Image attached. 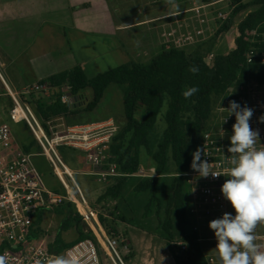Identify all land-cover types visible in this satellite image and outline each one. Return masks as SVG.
<instances>
[{
    "label": "trees",
    "instance_id": "obj_1",
    "mask_svg": "<svg viewBox=\"0 0 264 264\" xmlns=\"http://www.w3.org/2000/svg\"><path fill=\"white\" fill-rule=\"evenodd\" d=\"M218 1L220 0H201L204 4ZM230 2L233 6L231 16L220 25L216 35L229 31L239 13L250 7L254 9L237 25L235 48L228 54L215 56L211 64H207L199 53L188 54L173 43L163 44L158 53L146 63H125L93 77H89L81 65L51 75L40 82L48 86L50 96L34 92L29 95L30 100H27L30 105H35L45 124L54 118L70 119L83 111H94L111 85L119 87L126 122L113 136L110 153L114 157L111 161L116 163L118 171L130 176L115 177L113 184L107 186L98 201L113 200L121 195L129 178L134 177L140 170L143 153L153 161L155 174L151 178L140 180L134 191L137 195L149 193L147 212L154 207L159 211L160 177L175 174L166 195L168 216L164 222L167 245L175 264H207L201 246L196 241V234L190 230L188 232L191 228L187 212L188 188L181 174L190 168L192 154L200 147L202 134L211 128L214 110L226 98L229 89L238 91L240 87L252 83L264 87V0ZM254 29L257 32L252 35ZM192 65L198 67V73L189 71ZM65 86L70 88L71 97L68 103L61 101L60 90ZM191 87H198L199 91L185 99L182 92ZM85 90H90L92 97L86 107L80 109L75 106L76 98L79 99L81 92ZM160 117L164 124L162 131H159L158 124ZM33 148L31 143L24 150L32 152ZM56 212L63 219L53 243L49 246L51 252L61 253L78 241L93 238L91 233L80 230L77 239L65 242L63 230H68L81 219L71 204L57 208ZM171 214L177 220L179 232L183 235L182 242L188 244L186 251L173 245V234L170 232L173 227ZM99 217L105 225L101 213ZM41 219L40 214L37 221L39 225ZM76 226L80 228L79 223ZM108 229L110 233L112 230L116 232L115 228Z\"/></svg>",
    "mask_w": 264,
    "mask_h": 264
},
{
    "label": "built area",
    "instance_id": "obj_2",
    "mask_svg": "<svg viewBox=\"0 0 264 264\" xmlns=\"http://www.w3.org/2000/svg\"><path fill=\"white\" fill-rule=\"evenodd\" d=\"M264 63V62H263ZM253 87H261L252 84ZM250 86L240 87L238 91L244 93L235 95L234 89H229L226 98L220 102L214 110L211 128L201 136L200 147L204 148L206 156L203 160L210 162L217 171H225L229 166L227 151L230 146L229 137L232 134V125L235 116H228V112L221 107L227 108L230 100L236 101L242 107L246 104L254 110L250 120L253 129H258L260 141L264 144V123L258 118L264 115V104L255 102L245 90ZM70 88H61V101L68 103ZM34 92H42L46 97L50 96L47 85L36 83L23 91V95ZM20 93L9 92L13 106L9 111V118L14 123L24 122L32 133L34 140L42 154L47 158L53 168L55 176L60 181L64 192L51 191L45 188L41 175L39 174L33 157L35 154L26 152L24 148L15 149L16 140L5 122L0 123V264H53L58 256L74 260L75 264H105L101 258L104 253L107 264H127L118 250V240L115 236L106 234L99 217V210L90 205L85 199L79 185L74 179V173L63 162L57 149L62 146L72 145L70 142L74 137L70 131L78 129L90 130L94 126H108L107 136L97 142L89 141L90 135L82 136L84 144H80L87 161L96 168L95 171L86 173L97 178L98 182H105L110 178L130 176L120 173L116 163L112 162L110 144L116 132V127L110 126L111 122L81 125L69 127L67 134H59L53 121L43 124L33 113L28 104L24 103ZM227 117V122L223 119ZM91 133V132H90ZM83 145V146H82ZM65 177L71 182L76 195L65 181ZM181 176L187 185V212L191 224V231L197 236V243L207 242L211 245L213 253L210 258L205 259L207 264H218L214 250L216 239L210 230V236L201 235V228H208L209 222L219 218L223 213H234V209L227 202L220 191L221 185L227 179L225 176L219 178L199 177L197 172L190 168ZM71 204L74 212L80 216L81 222L89 226V232L93 238L78 241L74 245L65 248L61 253L51 252L50 244L42 238L41 225L37 223L38 216L53 211L55 208ZM88 232V233H89ZM99 233L103 236V242L99 239ZM35 235V237H34ZM258 243H264V224L258 225L255 230ZM95 237V238H94ZM182 251L188 249L186 242H179Z\"/></svg>",
    "mask_w": 264,
    "mask_h": 264
},
{
    "label": "rangeland",
    "instance_id": "obj_3",
    "mask_svg": "<svg viewBox=\"0 0 264 264\" xmlns=\"http://www.w3.org/2000/svg\"><path fill=\"white\" fill-rule=\"evenodd\" d=\"M250 1L251 0H242L243 3H248ZM196 3L197 5L202 4L200 0H196ZM253 9L254 7H250L249 9L239 13L233 22L235 27L236 24H239V21ZM208 10V13L202 14L199 8L195 9L194 14L196 15V22L193 24L185 18L181 22H174L175 20L169 21L168 31L164 34L163 32H160L159 21L153 23L157 26H154L153 29L148 31V33L145 31L146 35H144V33L139 35L142 39V43H140L141 47L136 49V53L130 57L132 60L130 62L146 63L158 53L161 45L173 43L178 48L185 50L188 54H201L204 61L207 64H211L215 56L223 54L226 50H228L227 48L222 52L215 51L213 49V43H215V34L220 25L230 18L233 6H231L230 0H225L214 7H210ZM205 15H207V17ZM143 17V13L140 14L136 11L132 15H128V19L125 21L129 23V21H134ZM256 32L257 30L254 29L251 34L255 35ZM228 33L230 36V42L232 43L235 32L230 30ZM90 55L93 56L94 54H89V56ZM123 55L124 54L122 52L119 56H117V58H112V63H110L109 60L100 61V59L94 60L90 58L86 64L83 65L84 70L89 77H93L98 73L104 72L110 67H113V65L119 66L120 64L129 63L125 62L126 60ZM121 59H124L123 62L120 61ZM262 60L264 62V52L262 53ZM252 84H248L251 88L245 90V92H247L246 96L248 95L255 102L264 104V87H253L251 86ZM0 91H3L1 83ZM241 93H244V91H238L235 95ZM29 95L30 94H19V97L24 103L29 105L36 117L44 123L36 111L35 105H30L27 102V100H30ZM91 97L92 92L90 90L81 92L75 106L80 109L85 108L91 100ZM8 108H12V101H9ZM0 121V123L5 122L9 125L14 137H16L21 144L30 145L33 143L34 148L32 153L35 154L33 161L39 174L41 175L45 188L51 191H59L63 193L64 189L60 181L55 176L53 168L47 158L42 154V150L37 145L27 125L24 122L14 123L9 117L6 119L4 116L0 119ZM49 121H53L54 126H56V131L59 132V134H67L69 127H75V125H85L86 122L99 121L89 123L96 125L110 121V126L116 127V134L126 122L123 114L122 93L118 86L111 85L106 91L104 98L94 111H83L75 118L65 119L59 117ZM158 124L159 131H162L164 124L161 121V117ZM107 128L108 126L106 125L94 126L90 130H84L83 128L78 127V129L70 131L74 136L70 141L72 145H69L68 147H59L57 149L58 154L66 166L73 171L74 179L79 185L87 202L96 207L99 210V214H102L105 220V225L102 223L101 225L106 231V234L116 237V240L119 242L117 250L120 256L127 261V264H175L167 245V232L164 229V222L168 216L166 210V195L170 190L175 174L160 177L158 187V196L160 199L159 211H157L156 207H154L150 210V212H147L146 206L150 198L149 193L137 195L134 191L135 186L140 180L151 178L155 174L153 161L151 159L149 160L145 153H143L141 157L140 170L134 175V177L129 178L127 187L123 190L121 195L113 200L106 199V201H98V199L105 193L107 186L113 184L114 178H110L105 182H98L96 177L87 175L86 172H90L92 170V166L87 161L81 148L77 146L84 144L82 136L86 133H89L90 135L89 141L94 143L99 139H103L104 136H107ZM112 158L114 157L112 156ZM92 171H94V169ZM64 178L70 186L73 194L78 197L69 179L65 176ZM57 208L53 211H47L44 213V219L41 225L42 238L50 245L53 243L59 230L61 220L63 219V216L56 212ZM171 216L173 227L170 232L173 234V245L177 247L179 246L178 243L182 242L181 238L183 235L179 232L177 220L172 214ZM78 223L80 228L76 226ZM78 223L75 222L68 230H63L62 236L65 242H72L77 239L80 230L85 233L89 232L90 229L87 224H84L81 221ZM108 228H115L116 232L112 230L110 233ZM189 230L191 231V228L188 229V232ZM200 231L202 236H210V229L201 228ZM89 233H91V231ZM98 235L100 241L103 242V236L101 233ZM199 244L204 254V258H210L213 253L211 245L207 242H201ZM175 250H178V248H175ZM101 258L105 264H107V259L102 251Z\"/></svg>",
    "mask_w": 264,
    "mask_h": 264
},
{
    "label": "crops",
    "instance_id": "obj_4",
    "mask_svg": "<svg viewBox=\"0 0 264 264\" xmlns=\"http://www.w3.org/2000/svg\"><path fill=\"white\" fill-rule=\"evenodd\" d=\"M224 1L204 4L200 0L202 4L197 5L196 0H176L181 14L166 17L164 0H0V119L9 117V92L22 94L51 75L77 65L83 67L90 58L112 63V58L123 52L125 62H130L141 47L139 35H146L145 31L157 26L153 23L159 21L164 34L169 21L181 22L185 18L193 24L195 9L206 14L210 7ZM136 11L144 17L125 21ZM237 25L230 29L235 32L232 43L230 30L215 34V51L228 48L223 53L228 54L235 48ZM95 122L99 121L85 125ZM15 140V149L29 145L21 144L16 137ZM93 169L96 168L92 166Z\"/></svg>",
    "mask_w": 264,
    "mask_h": 264
},
{
    "label": "clouds",
    "instance_id": "obj_5",
    "mask_svg": "<svg viewBox=\"0 0 264 264\" xmlns=\"http://www.w3.org/2000/svg\"><path fill=\"white\" fill-rule=\"evenodd\" d=\"M164 4L168 9L166 17L181 14L176 0H164ZM189 71L195 74L199 69L192 65ZM198 91V87H191L182 95L188 99ZM221 108L228 112L227 117L235 116L227 149L229 166L223 172L215 170L210 162L202 159L206 156L204 148L198 147L192 154L191 168L202 178L227 177L220 191L235 214L225 212L208 225L216 239L214 250L218 264H264V243H258L255 235L258 225L264 224V144L259 130L250 124L252 108L246 104L242 107L234 100L229 101L227 108ZM258 121L264 123V115ZM53 264H75V261L58 256Z\"/></svg>",
    "mask_w": 264,
    "mask_h": 264
},
{
    "label": "water",
    "instance_id": "obj_6",
    "mask_svg": "<svg viewBox=\"0 0 264 264\" xmlns=\"http://www.w3.org/2000/svg\"><path fill=\"white\" fill-rule=\"evenodd\" d=\"M69 97H71V94H69ZM78 100V98H76Z\"/></svg>",
    "mask_w": 264,
    "mask_h": 264
}]
</instances>
